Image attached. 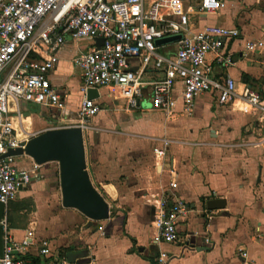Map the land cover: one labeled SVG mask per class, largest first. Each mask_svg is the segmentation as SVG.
Segmentation results:
<instances>
[{"label":"crops","instance_id":"obj_1","mask_svg":"<svg viewBox=\"0 0 264 264\" xmlns=\"http://www.w3.org/2000/svg\"><path fill=\"white\" fill-rule=\"evenodd\" d=\"M198 1L183 0V9L190 12L188 33L206 27L236 31L224 37L222 45L233 63L224 67L213 62L214 75L227 74L237 94L245 88L256 92L261 107L245 109L247 103L237 96L222 105L214 94L202 93L192 112L185 113L176 81V106L166 115L152 109L149 86L137 109L128 108L116 88L102 90V110L83 132V149L85 169L108 206V217L94 221L65 207L58 163L40 164L38 178L11 201L12 218L21 220L13 222L12 237L19 241L32 230L35 239L48 243L50 256L41 255L38 244L30 248L36 264H57L59 258L70 264L87 258L95 264H241V252L251 264H264V0H225V7L215 13H197ZM156 25L160 27L161 20ZM90 42L67 40L49 74L66 92L70 84L60 71L77 73V103L66 102L58 110L19 101L14 133L21 141L52 128L75 110L67 122L76 121L83 94L71 58ZM252 43L254 47L246 50ZM173 51V43L157 49L164 56ZM213 59L209 53L207 61ZM145 76L159 74L148 71ZM164 142L165 153L158 155ZM17 156L18 168L31 169L29 156ZM163 196L182 203L185 212L177 223V242L156 244L152 222ZM213 198L224 199V207L207 209L205 202ZM21 201L32 208L22 209Z\"/></svg>","mask_w":264,"mask_h":264},{"label":"built area","instance_id":"obj_2","mask_svg":"<svg viewBox=\"0 0 264 264\" xmlns=\"http://www.w3.org/2000/svg\"><path fill=\"white\" fill-rule=\"evenodd\" d=\"M224 7L225 0H199L196 12L215 13ZM189 13L183 9V0H0V202L7 206L19 190L39 176L40 164L32 160L31 169L18 168L16 155L7 153L22 142L14 133L15 121L20 118V100L58 110L65 108L66 92L51 82L49 74L56 69L67 40L91 41L88 48L71 58V65L81 78L83 97L76 121L69 126H78L82 132L102 110L99 97L104 89L116 88L128 108L137 109L143 89L149 86L152 109L166 115L172 114L176 106V81L181 86L185 113L192 112L195 98L202 93L214 94L222 105L237 96L248 106L260 108L261 99L256 92L245 88L237 94L227 74L214 75L213 62L224 67L233 63L222 45L224 37L236 31L206 27L188 33ZM158 20L160 27L156 25ZM175 34H181V38L173 43L174 51L169 56L158 53L154 40ZM97 38L103 39L99 47ZM254 45L247 44L246 50ZM209 53L214 54L213 61H207ZM148 71H156L159 76L148 79ZM90 88L97 91V98H87ZM166 145L164 142L163 148L156 151L158 155H164ZM184 212L179 201L169 202L168 196L161 197L152 222V241L177 242V223ZM0 224V264H36L29 253L37 244L41 255H51L47 241L35 239L32 230H26L16 241L6 217ZM241 257V264H251L245 259V252H241ZM57 264L70 263L59 258ZM73 264L95 263L87 258Z\"/></svg>","mask_w":264,"mask_h":264},{"label":"water","instance_id":"obj_3","mask_svg":"<svg viewBox=\"0 0 264 264\" xmlns=\"http://www.w3.org/2000/svg\"><path fill=\"white\" fill-rule=\"evenodd\" d=\"M181 34L165 36L154 40L156 47L172 44ZM99 47L103 41L97 38ZM87 98H97L95 89L86 91ZM7 154L29 156L35 163L56 161L59 168V181L62 204L78 209L86 217L100 221L108 217V206L101 194L92 185L85 169L82 131L78 126L47 129L20 143V147L10 149ZM209 210L222 208L224 199L213 198L205 202ZM7 206L0 202V220L6 217ZM3 253L2 229L0 224V256ZM82 262L84 259L81 260Z\"/></svg>","mask_w":264,"mask_h":264},{"label":"rangeland","instance_id":"obj_4","mask_svg":"<svg viewBox=\"0 0 264 264\" xmlns=\"http://www.w3.org/2000/svg\"><path fill=\"white\" fill-rule=\"evenodd\" d=\"M72 70V69H71ZM60 74L65 78V79H68V83L70 85H66V102L67 103H75L80 97H81V94H80V90L77 89V85H78V81L76 79V75L77 73L74 72L73 70L72 71H65V70H61L60 71ZM68 86V87H67ZM79 93H78V92ZM77 103V102H76ZM73 106V105H72ZM245 106V105H244ZM77 107V106H76ZM75 108V107H74ZM74 108L72 110H74ZM105 108V107H104ZM250 107L249 106H246L245 109H249ZM105 110V109H104ZM119 110V109H117ZM76 111V110H75ZM75 111L71 112V114L69 116H66L68 118H65L64 117V120H61V122H56V123H52V128H62V127H66V126H69V122L68 119L69 118H74L75 116ZM105 112V111H104ZM50 128V129H52ZM82 142H83V132H82ZM19 161V158L18 156L15 157V162L17 163ZM6 214H7V210H6ZM10 216L13 217V214L12 212H10ZM17 219H14V222H18V221H21L19 217H15ZM11 229V228H10Z\"/></svg>","mask_w":264,"mask_h":264},{"label":"trees","instance_id":"obj_5","mask_svg":"<svg viewBox=\"0 0 264 264\" xmlns=\"http://www.w3.org/2000/svg\"><path fill=\"white\" fill-rule=\"evenodd\" d=\"M20 203H23V205L21 206L22 209H26V208L31 209L32 208L31 203L25 204V201H21ZM13 209H14V206H13L12 202L10 201L8 203L7 214H6V221H7L10 228L13 227V222H14V219L10 216V212ZM67 255H66V257L68 258Z\"/></svg>","mask_w":264,"mask_h":264}]
</instances>
